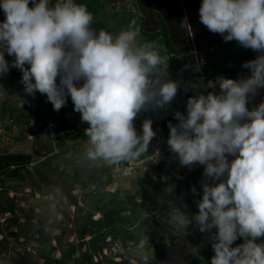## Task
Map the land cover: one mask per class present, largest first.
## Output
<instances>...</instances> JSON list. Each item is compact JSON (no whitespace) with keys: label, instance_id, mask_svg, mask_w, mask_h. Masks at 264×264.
I'll use <instances>...</instances> for the list:
<instances>
[{"label":"clouds","instance_id":"clouds-1","mask_svg":"<svg viewBox=\"0 0 264 264\" xmlns=\"http://www.w3.org/2000/svg\"><path fill=\"white\" fill-rule=\"evenodd\" d=\"M0 9V80L16 68L24 94L45 95L55 111L70 97L87 124L89 160L116 163L148 153L153 121L145 118L138 132L134 120L165 109L178 84L167 78L166 63L141 37L136 18L110 32L93 26L80 0H0ZM198 15L225 42L257 54L242 62L247 74L209 80L212 90L188 96L184 112L173 113L177 123L168 122L170 151L182 166L201 165L208 178L198 211L171 208L168 222L184 230L194 221L207 233L210 264H264V99L250 106L264 89V0H200Z\"/></svg>","mask_w":264,"mask_h":264},{"label":"trees","instance_id":"trees-1","mask_svg":"<svg viewBox=\"0 0 264 264\" xmlns=\"http://www.w3.org/2000/svg\"><path fill=\"white\" fill-rule=\"evenodd\" d=\"M80 2L85 4L92 13L94 17L93 26L97 30L106 29L110 32H118L132 18H136L141 29V37L151 41L155 48L161 45L159 53L166 59L167 78L175 80L178 84L177 93L183 94L182 102L173 100L165 109L138 114L136 120H140L141 124L145 118L152 119V127L156 136L151 142V147L148 148V153H145L140 158L132 159L133 162H142L147 157L153 156L158 149L169 147L166 143L168 122L177 123L173 113L175 111L184 112L188 96L194 95L192 86L194 88L197 87L201 91L204 90L202 83L204 80L201 81V73L207 74L210 70L212 74L218 72L221 74L243 73L245 75L247 70L241 67L242 62L254 58L257 54L250 49L242 47L235 40L225 42L220 34L210 32L199 20L198 9L200 0H131L130 4H127L126 0H80ZM3 19L4 13L0 9V21ZM185 20L187 23H184ZM192 55L203 60L201 73L199 72L200 70L192 68L194 59L190 58ZM8 75L9 78L4 80V90L7 95L13 96L22 84L20 83V77L18 79L16 68H10ZM205 77L207 78V76ZM260 93L261 90L250 98V106L260 102L259 98H262L259 97ZM7 106L11 105L8 104ZM43 107H46V109L40 113L38 112L42 117V122L39 126L40 131L43 130L47 134L51 132L59 137L58 135L63 132L70 133L77 130V133L73 134V139L86 137L84 131L80 129L86 125L85 122L81 123V120H79L77 123V118L66 116L63 109L55 111L51 103L44 104ZM10 108L11 110L5 118L9 123L13 120L17 124L24 123L28 127L30 120H33L36 116L35 112L29 108H27L26 112L16 110L15 106ZM79 123L81 124L79 125ZM30 128L32 129V126ZM136 129L139 132L141 125ZM63 140L64 138H58L55 146L58 148L62 147L63 143L59 142ZM51 150L52 147H47L48 152ZM84 159L89 162L87 156ZM31 162V153L0 152V214L9 213V216L3 221L6 220V222L11 224H17L13 202L6 203V205L1 203V195L8 194V191L10 192L14 189L12 186H4V176L11 180L19 179L17 178V173H20L22 167ZM165 162V159H160L154 165V169L161 170ZM92 165L95 166L93 163ZM201 168V165L196 168V175H198L197 179L200 184L205 180L203 171L200 170ZM31 170L32 172H26V175L29 176L33 183L32 187L36 190L33 193L46 194L48 187H42L36 183L39 177L37 167H32ZM157 174L160 176L159 172ZM148 176L144 175V177ZM186 178L184 177L183 180L187 181ZM108 181L106 180V182ZM104 183L105 181L100 180L98 181V186ZM87 184V181L82 182L80 187L85 188ZM162 185L161 183L159 184L160 187ZM201 191L202 189L196 190L194 195L192 190H188L186 194L188 197L184 198L182 206V211L187 215L191 216L198 211L195 201L199 199ZM147 193L146 195L150 196L147 213L156 210L159 215L156 216L154 225L156 226L158 220L167 223L169 210L176 208L177 205L180 206L177 203V194L172 192L171 197L174 200L171 202L172 204H167V202L160 204L156 199L158 190ZM67 201H69V198H67ZM99 204V200L94 204L86 203L88 212L81 219L74 220L71 219L68 206L66 205L62 211L64 225L60 227V232L57 234L52 232L54 228L58 227L54 219L49 226H45L47 221L45 216L37 218V224L30 223L33 212L29 213L31 215L28 214L26 220L22 224H18L15 230L8 231L6 236H3L2 232L8 229L9 224L5 223L8 224L6 226L0 224V247L4 246L9 249V240L13 238L16 241L20 240L23 245H26V242L31 238L34 242L43 245V248H38L33 255L30 252L27 254L18 253L14 261L22 264H153L142 258L133 257L129 252V249L139 248L138 244L142 240L144 244L141 247L149 248L145 240L148 233L147 230L137 226L138 217L141 214H145V212L139 213V216L134 213L122 214L119 209L108 208L100 210ZM164 209H167L168 212H164ZM95 211L99 212V216H94ZM76 214L79 215V208H76ZM27 224L30 226L28 227ZM194 225L195 222L193 221L184 230L179 231L194 234L199 230ZM176 230L178 231V229ZM159 232H161L158 235L160 240H163L169 234L168 232L166 234L163 230ZM70 236H73L72 241H68ZM107 238L109 239L106 240ZM261 239L264 240V237ZM239 243H242L240 239L235 241V244ZM167 247L169 248V246ZM167 247L158 248L154 252L153 257L157 262L163 261L166 253H168ZM103 248L107 249V254L102 252ZM29 251L34 252V250ZM55 253H59L58 256ZM28 255L33 257V259L28 260ZM212 255L213 251L209 239L206 258L184 264H210ZM115 257H119V259ZM40 259L42 262H40Z\"/></svg>","mask_w":264,"mask_h":264},{"label":"rangeland","instance_id":"rangeland-1","mask_svg":"<svg viewBox=\"0 0 264 264\" xmlns=\"http://www.w3.org/2000/svg\"><path fill=\"white\" fill-rule=\"evenodd\" d=\"M126 3L130 4L131 0H126ZM29 6H32L31 3ZM160 47L161 45H158L156 49L159 51ZM190 58H194L193 65L191 64L192 68L200 70L199 72L201 73L203 60L194 55ZM162 59L166 63L165 57H162ZM242 75L243 73L221 74L214 72L212 74L210 70L207 74L201 73V81L204 80L202 82L204 85L203 91H211L212 89L207 88V82L209 80L215 81L218 76L237 78ZM7 78H9L8 73L0 80V87L4 88V80ZM191 88H193V94L196 91H201L197 87L194 88V86ZM259 97H262L259 98L260 101L264 99V89H261ZM173 100L182 102L183 94L177 93ZM47 103L49 104L50 102L46 96L40 93H36L35 97L24 94L22 85L13 96L7 95L4 89H0V152H26L32 154V162L23 166L21 172L17 173V178L19 179L11 180L4 176V186H12L14 189L10 192L8 191V194L1 195V203L6 205V203L13 202L17 224H11L6 222V220L3 221L9 216V213L0 214V224L3 226L9 224L8 229L2 232L3 236H6L8 231L15 230L18 224H22L26 220V216L32 212L34 215L32 214L33 217L30 223L37 224V218L45 216L47 217L45 226H49L54 219L58 227L54 228L52 232L57 234L60 232V227L64 225L62 211L66 205L68 206L71 219H81L88 212L86 203L94 204L99 200L100 210L108 208L119 209L122 214L134 213L138 216L139 213L145 212V214H141L138 217L137 226L147 230L148 233L145 240L149 248L141 247L144 244L142 240L138 244L139 248L129 249L133 257L142 258L153 264H184L206 258L209 235L202 234L199 230L194 234L177 231L169 222L166 223L159 220L155 226L156 216H159L158 211L153 210L151 213L146 211L150 199V196L146 194L154 190H158L156 199L160 204L166 202L167 204H172L171 202L174 200L171 194L175 192L178 198L177 203L181 206L177 205L176 208L182 210L184 198L188 197L186 195L188 190H192L193 187L196 190L202 189L200 181L197 179L198 175H196V168L199 164L193 165L191 168L182 166L169 147L158 149L153 156L147 157L142 162H133L132 160L116 163L103 160H89L87 162L84 159L87 156V137H76L73 139V134H76L77 130L70 133L63 132L58 135L59 137L51 132L47 134L43 130L40 131L39 126L42 122V117L39 113L46 109L43 106ZM8 104L15 106L18 111L26 112L27 108H29L35 112L36 116L33 120H30L28 127L24 123L17 124L13 120L9 123V121L5 120L11 110V106L8 107ZM72 108V101L69 97L67 103L61 109L65 110L66 116L77 118L76 122L78 123L80 114L73 111ZM134 125L138 128L141 125V121L135 119ZM30 126H32V129ZM86 127L87 124L80 129L84 131ZM58 138H64L63 141L59 142L63 143L60 148L55 146ZM151 145L152 143H150L149 147ZM47 147H52V150L48 152ZM160 159L166 160L165 165L161 170H155L154 165ZM92 163L95 166H91ZM32 167H37L39 171L38 182L36 183L42 187H48L46 194L39 196L33 193L36 190L33 189V183L29 176L26 175V172H32ZM200 170L203 171V167ZM158 172L160 176L157 174ZM144 175L149 176L144 177ZM184 177H187V181L183 180ZM206 179L208 178L205 177ZM100 180L105 181V183L98 186V181ZM106 180L109 181L106 182ZM85 181L88 183L87 186L81 188L80 183ZM160 183L163 184L161 187L159 186ZM168 185L172 186L171 192L166 191ZM67 198H69V201H67ZM76 208H79V215L76 214ZM164 212H168V210L164 209ZM94 214V216H99L97 211ZM194 227L198 228L196 223ZM160 230H163L166 234L167 232L169 233L163 240H160L158 236L161 233L159 232ZM72 240L73 236H70L68 241ZM8 246L9 249L4 246L0 247V264H22L14 261L18 253L27 254L30 252L33 255L38 248H43L42 244L34 242L32 238L26 242V245L21 244L20 240L16 241L13 238L9 240ZM161 247H167L168 253H166L162 262H157L153 254ZM29 250H34V252ZM58 254L55 253L56 256ZM31 259L33 257L28 255V260ZM40 262H42L41 259Z\"/></svg>","mask_w":264,"mask_h":264},{"label":"built area","instance_id":"built-area-1","mask_svg":"<svg viewBox=\"0 0 264 264\" xmlns=\"http://www.w3.org/2000/svg\"><path fill=\"white\" fill-rule=\"evenodd\" d=\"M5 58H6V60H8L9 59V57L7 56V54H5ZM19 71V70H18Z\"/></svg>","mask_w":264,"mask_h":264}]
</instances>
